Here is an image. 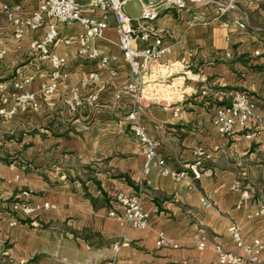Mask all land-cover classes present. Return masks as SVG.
Returning a JSON list of instances; mask_svg holds the SVG:
<instances>
[{
    "label": "crops",
    "instance_id": "obj_1",
    "mask_svg": "<svg viewBox=\"0 0 264 264\" xmlns=\"http://www.w3.org/2000/svg\"><path fill=\"white\" fill-rule=\"evenodd\" d=\"M214 3L186 0L182 11H158L148 29L169 53L139 81L130 78L122 61L112 15L84 10L108 23L104 38L92 45L107 57L110 69L75 55L80 25L58 26L60 37L74 43L54 49L65 59L67 77L53 95L40 98L38 109H17L0 121V264H218L215 245L246 257L228 232L231 225L247 243L261 242L257 264H264V215H255L264 206L262 124L253 139L245 138L253 130L222 137L212 125L215 108L243 89L256 93V117L264 121V0L239 5L236 14L247 22L245 30L223 28ZM2 5H20L24 16L37 7L33 0H0ZM44 33L28 32L19 40L8 25L0 26V96L7 98V108L15 107L11 95L23 77L31 79L27 92L37 93L49 82L51 65L31 48ZM91 73L98 75L96 83L89 81ZM131 83L138 89L130 90ZM72 91L83 99L75 111L64 104ZM132 111L169 170H184L197 150L204 151L209 158L202 177H162L155 163L144 176L145 160L129 131ZM143 179L150 182L142 201L149 226L140 231L108 217V210L115 193L135 194ZM15 202L50 208L11 226L9 208ZM159 234L165 240L161 247ZM202 238L205 247L199 249ZM115 244L120 245L116 251Z\"/></svg>",
    "mask_w": 264,
    "mask_h": 264
},
{
    "label": "built area",
    "instance_id": "obj_2",
    "mask_svg": "<svg viewBox=\"0 0 264 264\" xmlns=\"http://www.w3.org/2000/svg\"><path fill=\"white\" fill-rule=\"evenodd\" d=\"M37 7L28 16L22 14L20 5H2V14L11 28L15 39H21L28 32H36L45 29L42 39L32 43L33 53L42 62L51 65L53 72L49 82L43 84L37 93L24 91V86L29 84L30 77H23L20 84H15L16 93L11 95L15 107H8V100L5 96H0V121H8L15 114L17 109L30 107L38 109V97H49L56 92L57 85L61 79L67 77L63 67L65 59L57 56L54 49L61 45L70 47L74 45L72 39L62 38L59 35L58 26L76 23L83 29L82 33L76 37L75 55L85 61L97 62L102 68H109V60L103 56L92 42L104 38V33L108 28L106 21L98 20L93 16L84 14V10L100 15H112L115 21L116 45L121 54L123 63L127 66L129 76L132 79L141 80L158 64L160 59L169 53V47L163 44V39L151 33L148 26L158 19L160 9H171L182 11L186 8V0H159L156 4L143 6L141 18L134 21L123 11V4L126 0H33ZM140 1V0H139ZM243 0H214L216 9V20L223 28L230 29L231 26L237 30H245L247 22L239 12V5ZM140 22L141 26L136 30L134 23ZM258 53H256L257 55ZM1 56V55H0ZM113 74L114 70H110ZM89 81L96 83L98 75L91 73ZM130 90H136L135 83L129 85ZM206 93L203 92L202 96ZM94 101L93 97L88 98ZM64 104L71 111L79 109L83 104V99L77 91L70 92L64 97ZM257 103L255 98L248 92H239L231 96L227 103L215 108L212 125L217 134L222 137L232 135L235 130H253L246 133V139L256 137L255 131L261 122L256 117ZM129 131L137 144L140 146L141 154L145 164L143 175L148 176L151 166L159 168L162 177L173 180L185 179L189 175L194 180H199L205 173V164L209 158L201 149L194 153V160L189 163L182 171L169 170L162 159L157 157V142L154 141L146 130L137 122L135 111L128 116ZM150 182L143 179L139 184L137 193L127 195L123 192L115 193L109 201L108 217L118 221H124L128 227L144 231L149 226V215L142 208V201L145 195V188ZM23 196L27 192L21 193ZM204 201V200H203ZM48 204L42 207H32L28 203L15 202L10 204V213L14 215L11 226L17 221H25L34 218L41 209H49ZM255 215H264V206ZM228 232L237 248L241 249L245 258L223 250L219 245L214 246L216 261L218 264H257L259 255L263 249L259 240L247 243L239 234L238 228L231 225ZM205 239L202 238L198 248L205 247ZM158 247L165 245L163 234H159L156 243ZM120 245L115 244L113 249L116 251Z\"/></svg>",
    "mask_w": 264,
    "mask_h": 264
},
{
    "label": "rangeland",
    "instance_id": "obj_3",
    "mask_svg": "<svg viewBox=\"0 0 264 264\" xmlns=\"http://www.w3.org/2000/svg\"><path fill=\"white\" fill-rule=\"evenodd\" d=\"M5 4H8V2H9V0H2ZM144 1H146V0H144ZM3 25H8V23H7V21H6V18L2 15V14H0V26H3ZM249 58L247 57L246 58V62H249ZM264 69V68H263ZM241 73H239L238 75H237V78H239L240 80H243V81H245L246 83H247V78L246 77H242L241 75H240ZM246 75V74H245ZM263 75H264V73H263ZM245 78H246V80H245ZM50 79V78H49ZM169 83H170V79H168L165 83H164V85H169ZM262 83V85H263V89H264V80L261 82ZM148 89V90H147ZM146 89V92L144 93L143 92V95H144V97H148L149 96V89H151V88H147ZM154 89V91L156 90L155 88H153ZM158 89V88H157ZM161 89V91L162 92H164L165 93V95H166V93H168L169 92V89L168 88H160ZM166 89V90H165ZM243 91H245V92H248V93H250L254 98H255V101H257V96H256V93H254V92H252V90H247V89H243V90H234V92L231 94V96L233 95V94H235V93H239V92H243ZM206 93V92H205ZM206 96H208V94L206 93V95H205V97ZM231 96L228 98V101L230 100V98H231ZM140 97V96H139ZM138 97V98H139ZM40 98H42V96L41 97H38V101L40 100ZM163 99V98H162ZM219 105H221V104H219ZM261 107H264V105L263 106H261ZM264 109V108H263ZM262 112H264V111H262ZM261 121V120H260ZM261 124L262 125H260V126H262V128H263V133H264V121H261ZM133 137V136H132ZM264 137V136H263ZM262 139V138H261Z\"/></svg>",
    "mask_w": 264,
    "mask_h": 264
},
{
    "label": "water",
    "instance_id": "obj_4",
    "mask_svg": "<svg viewBox=\"0 0 264 264\" xmlns=\"http://www.w3.org/2000/svg\"><path fill=\"white\" fill-rule=\"evenodd\" d=\"M143 6L139 0H126L123 4L124 13L134 21H139Z\"/></svg>",
    "mask_w": 264,
    "mask_h": 264
}]
</instances>
